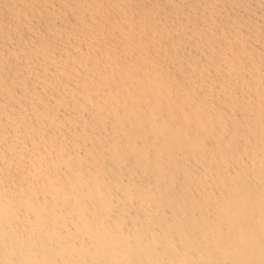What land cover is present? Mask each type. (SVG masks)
I'll return each instance as SVG.
<instances>
[{
    "label": "bare ground",
    "instance_id": "1",
    "mask_svg": "<svg viewBox=\"0 0 264 264\" xmlns=\"http://www.w3.org/2000/svg\"><path fill=\"white\" fill-rule=\"evenodd\" d=\"M0 264H264V0H0Z\"/></svg>",
    "mask_w": 264,
    "mask_h": 264
}]
</instances>
